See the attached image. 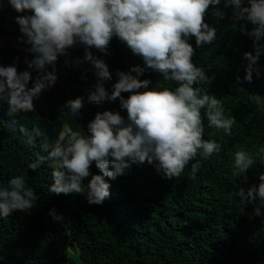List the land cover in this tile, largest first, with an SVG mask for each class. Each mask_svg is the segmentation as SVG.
<instances>
[{"label":"trees","instance_id":"obj_1","mask_svg":"<svg viewBox=\"0 0 264 264\" xmlns=\"http://www.w3.org/2000/svg\"><path fill=\"white\" fill-rule=\"evenodd\" d=\"M218 8L225 13L223 19L214 17L211 8L205 18L216 28V40L199 48L194 37L189 43L195 48L193 61L214 77L208 92L221 99L225 115L235 117L236 123L227 135L209 128L205 117L204 139L216 141L221 150L207 159L198 156L200 167L195 174L189 165L180 177L168 180L153 165L133 163L125 175L115 180L105 177L110 196L101 205H89L80 194L48 192L54 182L51 161L46 159L35 172L27 167L39 155H47L41 149L42 137L32 132L34 126L51 141L65 123L87 135V125L97 112L127 115L119 99L100 105L88 102V91L95 90L98 77L90 63H75L83 58L84 46H73L67 56L58 57L55 85L34 99V111L10 116L7 104H0V187L23 175L39 197L29 212L0 218V264H264V207L257 217L253 210L261 206L259 198L242 205L234 197L239 187L247 190L258 184V175L264 173V156L254 157L247 182L233 174L236 151L253 153L264 147V104L257 107L248 98L251 94L264 97V55L257 64L261 75L253 73L252 83L245 82L248 62L243 53L253 50V41L240 31L244 22L232 19L231 7L221 3ZM28 14L17 13L3 0L0 64L29 71L31 87L39 74L28 68L24 52L31 60L35 54L28 50L30 45L21 42L16 23L18 15ZM90 51L109 67L111 79L104 82L109 94L118 81L117 71L128 72L137 65L145 68L139 78L150 79V88L175 87L147 69L142 59L115 37L108 54L95 48ZM45 71H52V66H46ZM122 95L127 98L129 93ZM78 96L84 97V107L75 118L63 106ZM91 172L100 174L94 163ZM52 209L63 220L54 221L49 214Z\"/></svg>","mask_w":264,"mask_h":264},{"label":"clouds","instance_id":"obj_2","mask_svg":"<svg viewBox=\"0 0 264 264\" xmlns=\"http://www.w3.org/2000/svg\"><path fill=\"white\" fill-rule=\"evenodd\" d=\"M18 15L23 38L22 43L35 54L28 68L38 72L32 80L27 70L19 72L15 65L0 64V104H7L8 114L15 116L35 110L34 99L54 86L57 80L55 62L59 56H67L76 45L84 46L82 59L75 63H90L98 77L95 90L88 91L89 103L100 105L119 99V112H97L88 125L87 135L73 130L65 123L57 137L50 141L38 126L32 132L42 137L39 155L27 165L35 172L47 159L51 161L52 180L48 192L83 195L89 205H101L110 196V184L106 182L125 175L133 163L153 165L164 179L180 177L190 165L195 174L200 160L221 150L214 140L204 139L205 124L216 131L231 135L235 117L226 116L221 99L208 92L214 77L193 61L195 48L189 39L194 37L196 47L210 45L217 38L216 28L206 22L209 9L218 19L225 13L218 6L232 8V19L243 21L240 31L253 41V50L243 53L248 63L243 80L253 81V73L261 75L257 67L264 55V0H7ZM3 0H0V10ZM251 24V29L246 27ZM113 37L142 59L144 66L159 73L163 81L175 87H149L150 79H140L145 68L133 66L130 71H117L118 81L109 94L104 82L111 79L104 59L93 55L95 48L108 54ZM46 66L52 71L46 72ZM135 73V75H133ZM237 82H240L238 76ZM122 93H129L125 98ZM257 107L264 104L259 94L249 95ZM72 117H78L84 107V97L69 99L63 106ZM202 110H205L202 113ZM21 131H25L23 128ZM211 135V134H210ZM264 156V147L249 153L238 150L234 154V175L248 181L247 172L255 164L254 157ZM193 161H195L193 163ZM95 164L100 174H93ZM85 180L87 183L85 184ZM258 184L245 190L239 187L234 197L242 205L259 198L261 206L253 215H262L264 207V173L258 175ZM39 197L26 185L23 175H16L6 187H0V218L14 212L27 213L36 206ZM49 214L54 221L63 220L54 209Z\"/></svg>","mask_w":264,"mask_h":264},{"label":"rangeland","instance_id":"obj_3","mask_svg":"<svg viewBox=\"0 0 264 264\" xmlns=\"http://www.w3.org/2000/svg\"><path fill=\"white\" fill-rule=\"evenodd\" d=\"M21 50H22V49H21ZM24 54H25V56H26V59L29 60V61H31V57H30V55H29L27 52H24Z\"/></svg>","mask_w":264,"mask_h":264}]
</instances>
